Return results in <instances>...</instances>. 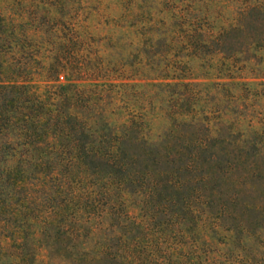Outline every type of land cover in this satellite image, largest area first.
<instances>
[{
    "label": "trees",
    "instance_id": "16d2710c",
    "mask_svg": "<svg viewBox=\"0 0 264 264\" xmlns=\"http://www.w3.org/2000/svg\"><path fill=\"white\" fill-rule=\"evenodd\" d=\"M263 64L264 0H0V264H264L175 131Z\"/></svg>",
    "mask_w": 264,
    "mask_h": 264
},
{
    "label": "rangeland",
    "instance_id": "374dc122",
    "mask_svg": "<svg viewBox=\"0 0 264 264\" xmlns=\"http://www.w3.org/2000/svg\"><path fill=\"white\" fill-rule=\"evenodd\" d=\"M240 79L247 81L241 91L211 80L197 84L191 117H179L175 131L190 133L195 140L194 169L186 174L200 175L198 192L184 197L191 203L225 200L222 217L247 244L264 237V74L246 71ZM164 126V120L157 123L158 129ZM165 141L157 143L162 147ZM192 183L187 180L178 193H188ZM209 184L215 191L208 190Z\"/></svg>",
    "mask_w": 264,
    "mask_h": 264
}]
</instances>
